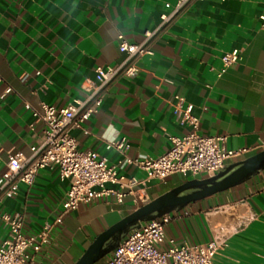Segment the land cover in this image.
<instances>
[{
	"label": "crops",
	"instance_id": "0c3cea01",
	"mask_svg": "<svg viewBox=\"0 0 264 264\" xmlns=\"http://www.w3.org/2000/svg\"><path fill=\"white\" fill-rule=\"evenodd\" d=\"M177 0H0V173L8 153L30 155L43 123L31 128L32 109L63 107L86 96L97 66H118L122 35L141 43ZM264 0H195L154 38L134 77L112 81L99 110L72 134L78 147L106 156L119 174L142 182L122 202L102 199L63 215L69 187L58 166L41 170L31 185L20 184L4 207L23 217L27 233L51 225L36 264H73L102 231L143 203L191 179L173 174L164 181L121 164L107 143L127 138L131 158L157 156L170 136L188 127L173 113L177 97L200 117L202 134H226L227 149L246 152L226 165L264 149ZM239 50L225 68L222 56ZM39 72V74H37ZM10 89V91H8ZM47 91L48 95L44 93ZM225 165V166H226ZM145 181V182H143ZM9 230L0 220V242ZM219 236L216 264H264V170L248 181L172 212L166 238L191 243Z\"/></svg>",
	"mask_w": 264,
	"mask_h": 264
},
{
	"label": "built area",
	"instance_id": "2783aa9c",
	"mask_svg": "<svg viewBox=\"0 0 264 264\" xmlns=\"http://www.w3.org/2000/svg\"><path fill=\"white\" fill-rule=\"evenodd\" d=\"M193 1L177 0L174 9L161 16V23L156 29L143 32L141 43H130L120 35L119 50L125 55L123 61L116 67L97 66L95 79L86 87L84 98L73 100L63 107L42 103V111L32 109L34 121L31 128L35 129L36 124L43 123L38 145L30 155L8 153L6 170L0 173V220L9 230V236L0 242V264H36L38 253L49 241L51 225H45L40 234H29L24 229L22 215L4 207L5 201L13 197L20 184H33L41 170L58 166L61 179L69 183L61 201L57 223L62 221L63 215L82 204L112 198L122 202L142 183L135 177L119 174L117 165L106 156L80 149L72 132L82 128L85 121L99 110L112 81L119 76L134 77L138 74L139 61L150 51L152 40ZM260 22L264 26V12L260 15ZM240 58V51L233 50L222 56V62L227 68ZM44 93L48 95L47 91ZM172 106L175 118L181 125L187 126L188 131L181 137L170 136L169 149L157 156L131 158L127 154L126 137L107 143V150L115 149L121 156L119 165L127 163L143 169L147 172V179L164 181L176 173L200 179L215 175L229 159L246 152L227 149L226 134H202L200 117L182 98L177 97ZM140 199L142 203L149 201L145 194ZM171 219L172 213H167L142 222L96 264H216L214 257L223 244L222 239L217 236L210 241L191 243L187 239L177 241L166 238V225Z\"/></svg>",
	"mask_w": 264,
	"mask_h": 264
},
{
	"label": "water",
	"instance_id": "95a60500",
	"mask_svg": "<svg viewBox=\"0 0 264 264\" xmlns=\"http://www.w3.org/2000/svg\"><path fill=\"white\" fill-rule=\"evenodd\" d=\"M264 170V149L220 169L215 175L188 179L99 233L73 264H96L112 252L120 241L142 222L180 211L187 205L236 187Z\"/></svg>",
	"mask_w": 264,
	"mask_h": 264
},
{
	"label": "rangeland",
	"instance_id": "374dc122",
	"mask_svg": "<svg viewBox=\"0 0 264 264\" xmlns=\"http://www.w3.org/2000/svg\"><path fill=\"white\" fill-rule=\"evenodd\" d=\"M74 262H75V261H74ZM74 262H73V263H74Z\"/></svg>",
	"mask_w": 264,
	"mask_h": 264
}]
</instances>
